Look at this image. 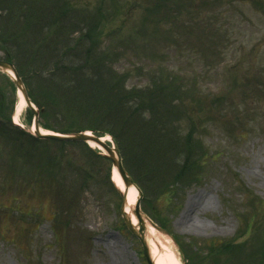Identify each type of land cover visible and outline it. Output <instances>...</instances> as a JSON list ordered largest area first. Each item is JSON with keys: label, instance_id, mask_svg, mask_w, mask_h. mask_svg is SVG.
I'll return each mask as SVG.
<instances>
[{"label": "rangeland", "instance_id": "obj_1", "mask_svg": "<svg viewBox=\"0 0 264 264\" xmlns=\"http://www.w3.org/2000/svg\"><path fill=\"white\" fill-rule=\"evenodd\" d=\"M71 1L112 7L98 39L125 51L114 67L129 74V87L160 71L190 85L184 104L201 126V178L141 200L144 212L184 241L241 236L264 244V0ZM15 92L0 74L2 117ZM29 114L25 107L19 120L25 132ZM29 146L33 159L6 160ZM99 153L0 136V264H146L123 224L110 161ZM192 198L199 205L188 211ZM160 236L161 253L187 264L178 242Z\"/></svg>", "mask_w": 264, "mask_h": 264}, {"label": "trees", "instance_id": "obj_2", "mask_svg": "<svg viewBox=\"0 0 264 264\" xmlns=\"http://www.w3.org/2000/svg\"><path fill=\"white\" fill-rule=\"evenodd\" d=\"M110 9L88 10L71 0H0V51L42 110L40 126L60 133L110 135L145 203L200 180L205 157L201 126L184 104L190 85L178 77L160 71L151 73L144 87L127 85L129 74L114 67L125 51L111 43L104 47L98 39V27ZM0 134L23 136L42 147L76 144L34 140L1 115ZM31 149H14L16 155L7 159H33ZM109 171L110 165L107 177ZM239 237L175 239L187 264H264V244L238 242Z\"/></svg>", "mask_w": 264, "mask_h": 264}, {"label": "water", "instance_id": "obj_3", "mask_svg": "<svg viewBox=\"0 0 264 264\" xmlns=\"http://www.w3.org/2000/svg\"><path fill=\"white\" fill-rule=\"evenodd\" d=\"M0 71L6 73L10 76L11 80L13 81L15 87L20 91L22 98L26 104V106L33 112V125H34V131L31 133L36 138H42V139H50V140H56V141H62V142H81L86 144H94L101 148L104 151V156L107 157L111 163L112 166L117 171L119 177L121 178L125 188H128L129 186H134L133 180L128 176V174L125 172L123 166H122V159L120 156V153L118 151V148L116 147V144L111 140V146H109L107 143L104 142V140L101 137H98L92 133L89 132H79V133H70V134H59V133H42L38 126V111L34 108V106L31 104L27 97L26 90L17 74V72L14 69V66L8 62V61H2L0 60ZM136 188V187H135ZM137 189V188H136ZM120 199H121V205H120V213L123 217L124 223L127 227V229L130 231V233L135 236L139 242L142 245L143 254L148 264H154V262L151 260L149 255V249L144 237V230L145 225H150L157 231H159L162 234L170 236L166 231L159 228L157 225H155L141 210H140V199H141V192L138 191V198L136 200L135 206L132 209V213L135 215L137 219V226H134L131 222V219L129 215L124 211V205L126 202V193L121 192L119 189H117Z\"/></svg>", "mask_w": 264, "mask_h": 264}, {"label": "bare ground", "instance_id": "obj_4", "mask_svg": "<svg viewBox=\"0 0 264 264\" xmlns=\"http://www.w3.org/2000/svg\"><path fill=\"white\" fill-rule=\"evenodd\" d=\"M25 108V102L23 101V98L21 94L18 92L17 94V100L16 104L14 107V112H13V123L19 125V120L21 117V113ZM32 129V127H31ZM104 141H109L108 136H104L103 138ZM90 146L92 148H97L94 144L90 143ZM112 180L115 183V185L123 192L126 193V202L124 206V211L128 213V215L131 218L132 224L136 225V218L134 217L132 213V209L135 205V202L137 200V191L134 187L130 186L128 188H125L122 180L118 176L117 172L115 169L112 170ZM199 198H192L188 201L187 205V210L188 211H193L196 209L199 205ZM167 240V238H162L160 234L154 230L151 226H146V242L150 248V254L152 257V260L155 262V264H180L177 258L169 249H167L166 254H162L160 249L158 248L162 243L164 242L163 240Z\"/></svg>", "mask_w": 264, "mask_h": 264}]
</instances>
